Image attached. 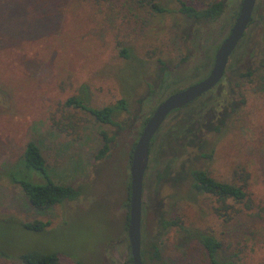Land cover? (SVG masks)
Returning <instances> with one entry per match:
<instances>
[{
  "label": "rangeland",
  "instance_id": "rangeland-1",
  "mask_svg": "<svg viewBox=\"0 0 264 264\" xmlns=\"http://www.w3.org/2000/svg\"><path fill=\"white\" fill-rule=\"evenodd\" d=\"M142 1L0 0V264H21L24 254H57L62 264H130L129 153L142 130L140 116L148 117L152 101L209 73L213 61L207 71L198 66L207 56L213 60L242 0H182L196 9L223 2L220 19L208 24L179 13L175 0H153L161 13ZM253 12L218 88L222 104L227 99L218 110V130H204L202 147L173 158L163 133L179 120L174 114L151 145L142 237L146 245L156 241L161 260L148 253L149 264H206L196 244L177 247L176 229L160 233V217L211 233L241 264H264V214L257 215L264 208V0H256ZM164 72L172 82L182 80L160 93ZM71 97L97 109L124 100L126 109L115 113L117 125L103 124L66 106ZM102 133L110 140L97 158ZM29 141L40 148L51 181L78 188L80 197L45 212L30 206L16 182L44 179L17 162ZM187 169L219 182H231L244 169L256 208L231 211L228 221L214 216L206 196L188 180L177 181ZM35 221L49 226L24 228Z\"/></svg>",
  "mask_w": 264,
  "mask_h": 264
},
{
  "label": "trees",
  "instance_id": "trees-1",
  "mask_svg": "<svg viewBox=\"0 0 264 264\" xmlns=\"http://www.w3.org/2000/svg\"><path fill=\"white\" fill-rule=\"evenodd\" d=\"M143 1H147V5H150L156 12H165V10L159 8L153 2V0ZM175 1L180 5L178 12L196 23H209L217 21L224 12L225 8L224 3L221 1H216L210 3L209 5L201 6L200 9H196L194 6L187 5L182 0ZM121 53L124 54L125 50H122ZM124 55L127 56L126 54ZM206 58V61L203 60L201 66H198V68L206 69L209 66L210 57L207 56ZM251 74V72L247 73L246 76L249 77ZM170 77L171 74L164 72L163 79L159 85L160 93L167 90L171 85L176 83L172 82ZM158 95L159 93L156 97H158ZM65 105L68 107L72 106L75 109H80L89 113L96 121L100 123L111 125H117V123L113 120L115 113L126 109L124 100H120L114 106L97 109L88 107L85 103V99L79 97H71L67 99ZM198 115V112H195L194 116L193 113H190L187 117L190 119V123L186 124L184 127H181L182 129L175 133H168L167 143L170 148L171 145L173 148V144L176 143L178 135L188 137L190 133L194 134L192 130L193 122L195 121L196 117H199ZM197 120L198 118L196 121ZM101 135L104 145L99 151L97 158L101 156L103 157V155L106 153L107 145L110 140L105 133H102ZM186 146H190V142L188 140H186L185 144L182 145L183 148ZM172 151L175 150L172 149ZM17 162H22L25 168L34 170L44 179L41 184H35L24 180L16 182V184L21 187L30 206H32L36 211H48L56 205H61L65 201H74L80 196V190L78 188H73L67 185H57L51 181L46 169L45 160L41 154L40 148L35 142L29 141L26 143L24 152ZM183 173L184 172H180V177V174H177L176 176L177 178L179 177L181 182L185 181V176H183ZM235 175L236 177L233 176L231 182H219L210 177L207 172L203 170H191L189 171L190 181H188V183L195 193L206 196V199L208 198V200L214 204L213 208L211 209V213L214 216H217L224 221H228L231 219V211H235V213L242 211L252 212L256 208L247 190L248 180L250 177L249 174L245 172L244 169H240L235 173ZM177 178H175V180ZM235 206L237 207V211L234 210ZM261 212L264 214V208H260L259 212H257V215L260 216ZM23 226L28 230L42 232L49 226V222L35 221L29 224H24ZM158 227L160 233H164L165 231H169L171 229H176L179 234L177 237L179 242L177 247L182 250L196 244L200 248L205 258L206 264H241L235 261L233 256H230L225 252L223 245L216 237L205 230H201L195 226H186L179 219H164L162 217L159 218ZM145 237L146 236L144 235L141 240L142 263L149 264L146 259L148 253L151 254V259L154 262L160 261L161 259L159 256V249L156 246V241H154L155 243L149 241L148 246L146 245L147 240H145ZM148 247L149 250H147ZM19 262L21 264H62L59 255L57 254L43 256L24 254L19 256ZM129 262L131 264V260Z\"/></svg>",
  "mask_w": 264,
  "mask_h": 264
},
{
  "label": "water",
  "instance_id": "water-1",
  "mask_svg": "<svg viewBox=\"0 0 264 264\" xmlns=\"http://www.w3.org/2000/svg\"><path fill=\"white\" fill-rule=\"evenodd\" d=\"M255 2L256 0L241 1L234 25L217 49L213 66L207 77L183 90L168 95L147 120L135 143L129 167V221L127 226L131 264H143L141 258L143 180L148 165L151 140L171 112L190 104L214 88L222 79L228 59L251 20Z\"/></svg>",
  "mask_w": 264,
  "mask_h": 264
},
{
  "label": "flooded vegetation",
  "instance_id": "flooded-vegetation-1",
  "mask_svg": "<svg viewBox=\"0 0 264 264\" xmlns=\"http://www.w3.org/2000/svg\"><path fill=\"white\" fill-rule=\"evenodd\" d=\"M241 4V3H240ZM255 4H256V2H255ZM225 6V5H224ZM239 8H240V6H239ZM225 9V8H224ZM254 9H255V5H254ZM254 9H253V11H254ZM224 13V12H223ZM222 13V14H223ZM238 13H239V11H238ZM238 13H237V16H238ZM254 12H252V14H253ZM222 16V15H221ZM220 16V17H221ZM237 16H236V18H237ZM236 18H235V20H236ZM220 19V18H219ZM218 19V20H219ZM235 20H234V22H235ZM234 22H233V25H234ZM209 23H214V22H209ZM208 24V23H207ZM253 24V16H251V20H250V22H249V24H248V26H247V28H246V30L244 31V34L242 35V37H241V39H243V37H244V35L247 33V31H248V29H249V27L251 26ZM233 25L231 26V28L233 27ZM231 28H230V30H231ZM230 30H229V32H230ZM229 34V33H228ZM228 36V35H227ZM226 36V37H227ZM225 37V38H226ZM224 38V39H225ZM223 39V40H224ZM240 39V40H241ZM242 41V40H241ZM241 41H239L240 43H241ZM223 42V41H222ZM221 42V43H222ZM239 42H238V44H239ZM220 43V44H221ZM220 44H219V46H220ZM236 45V47L238 46L239 47V45ZM219 46H218V48H219ZM235 47V49H234V51L232 52V54L230 55V57H229V59H228V62L231 60V58H232V56L234 55V53L236 52V50L238 49V47L236 48ZM217 48V49H218ZM217 51V50H216ZM216 53V52H215ZM214 56H215V54H214ZM205 60V59H204ZM203 61V60H202ZM206 61V60H205ZM212 61L214 62V57H213V60H211V58H210V60H209V66L207 67V69H206V71L208 70V68L210 67V65H211V63H212ZM202 64V63H201ZM201 64L199 65V66H201ZM212 66H213V63H212ZM212 66H211V68H212ZM227 66H228V63H227ZM227 66H226V68H227ZM210 71H211V69H210ZM210 71H209V73H210ZM208 73V74H209ZM225 73H226V69H225V72H224V75H223V77H222V79L218 82V84L214 87V88H212L210 91H208L207 93H205V94H203L202 96H200L199 98H197L196 100H194L193 102H191L190 104H188V105H186L185 107H183V108H181V109H178V110H175V111H173V112H171L168 116H167V118L165 119V121L162 123V125L160 126V128H159V130L156 132V134L153 136V138H152V140H151V143H150V148H151V145H152V143H153V141L156 139V136L157 135H159V133L162 131V128H163V126H164V124H165V122H166V120H168V119H170V117H172L174 114H180V116L178 117L179 118V120H176V121H174V123L172 124V126H170V127H168V128H166V131H164V133H163V137H164V139H165V141H166V143H167V140H168V133H175V132H177L178 130H181L182 128L181 127H184V126H186V124H188V123H190V119H188L187 117H188V115L190 114V113H193V116H194V114H195V112L197 113H199V117H196V119L198 118V120L196 121V119H195V121L193 122V128H192V130H193V133L194 134H191L190 133V135L188 136V137H183V136H180V135H178L177 136V140H176V143L175 144H173V148H172V145H171V151H172V149L173 150H175V151H173V154H174V156H173V158H176V156H177V154H178V157L177 158H179V156L181 155V153H182V151L183 150H185L186 148H189V147H197L198 145L200 146V147H202L201 145H203L204 144V135H203V131L204 130H206V131H214V130H218V124L219 123H222V117H223V115L222 114H220V115H218L219 113H218V110H219V108H223V107H226V106H224L225 104H226V100L227 99H225L224 100V104H222V101H223V98H222V94L221 93H219L218 92V88L220 87V86H222L221 84L223 83V82H226V81H224L225 80ZM164 74V73H163ZM207 74V75H208ZM207 75L205 76V77H207ZM184 76H186L185 74H184ZM205 77H203V78H201V79H197L193 84H195V83H197V82H199V81H201V80H203ZM172 77H170V79H171ZM181 79V78H180ZM184 79H185V77H184ZM182 80V79H181ZM181 80H178L177 82H179V81H181ZM186 80V79H185ZM176 82V83H177ZM175 84V83H174ZM193 84H191V85H193ZM191 85H189V86H191ZM188 86V87H189ZM187 88V87H186ZM183 89H185V88H183ZM183 89H181V90H183ZM180 91V90H179ZM220 91V90H219ZM176 92H178V91H176ZM175 93V92H174ZM173 94V93H172ZM171 95V94H170ZM156 97V96H155ZM156 98H158V97H156ZM166 98V97H165ZM164 98V99H165ZM164 99H162V100H160V101H157V100H155V101H152V105L148 108V110H147V112H148V117H144L145 119L142 121V117H143V115H145L146 114V112H144L141 116H140V120H141V122L139 123V126H138V129H140L141 127H142V129H143V127L145 126V124H146V122H147V120L150 118V116L152 115V113L154 112V110L156 109V107L164 100ZM155 102V103H154ZM157 102V103H156ZM216 123V124H215ZM177 126V127H176ZM191 129V128H190ZM186 130V129H185ZM142 131V130H141ZM141 133V132H140ZM137 134H139V132H137ZM140 135V134H139ZM186 140H188L189 142H190V146H186L185 148H183L182 147V145L183 144H185V141ZM183 141H184V143H183ZM179 145V146H178ZM169 150H170V147H169ZM131 155H132V152L131 153H129V156H130V160H131ZM149 156H150V149H149ZM131 162V161H130ZM148 163H149V160H148ZM147 168H148V165H147ZM191 170H197V169H187V170H185V171H182V172H184L183 173V176H185V180H188V181H190V179H189V171H191ZM146 171H147V169H146ZM181 172V171H180ZM180 172L178 173V174H180ZM145 176H146V172H145V175H144V180H145ZM181 176V174L179 175V177ZM179 177H178V179H177V181H180L179 180ZM144 180H143V200H142V211H143V201H144ZM80 197V196H79ZM66 202H73V201H65V203ZM129 205V204H128ZM125 220L128 222L129 221V212H128V217H125ZM128 226V225H127ZM141 240H142V220H141ZM128 246H129V244H128ZM130 260H131V258H130Z\"/></svg>",
  "mask_w": 264,
  "mask_h": 264
}]
</instances>
